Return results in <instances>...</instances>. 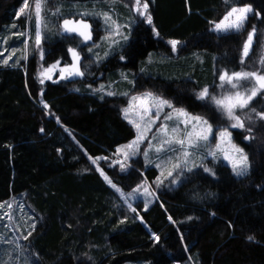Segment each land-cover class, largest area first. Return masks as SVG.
Segmentation results:
<instances>
[{
  "label": "trees",
  "instance_id": "16d2710c",
  "mask_svg": "<svg viewBox=\"0 0 264 264\" xmlns=\"http://www.w3.org/2000/svg\"><path fill=\"white\" fill-rule=\"evenodd\" d=\"M110 1L44 0V16L56 23L44 27L37 44L34 5L26 23V12L19 13L25 0H0L1 37L15 52L0 62L1 252L10 242L14 264H264V92L237 110L243 128H232L210 99L223 91L215 80L219 69L264 73V0H143L152 23L135 14L127 39L97 61L86 51L93 45L99 54L98 43L105 48L102 15L86 17L91 42L84 43L59 33L60 11H104ZM231 4L252 7L244 27L214 31ZM171 41L178 42L175 50ZM72 49L91 62L89 72L44 79L43 69L69 62ZM205 88L209 97L199 99ZM143 93L217 128L231 127L248 172L237 177L220 157L208 156L171 186L145 159L147 139L125 158L118 149L136 128L124 110L131 95ZM113 185L125 193L149 186L152 193L130 206ZM14 198L24 216L17 214L9 229Z\"/></svg>",
  "mask_w": 264,
  "mask_h": 264
},
{
  "label": "rangeland",
  "instance_id": "374dc122",
  "mask_svg": "<svg viewBox=\"0 0 264 264\" xmlns=\"http://www.w3.org/2000/svg\"><path fill=\"white\" fill-rule=\"evenodd\" d=\"M226 2H228L229 4L231 3L230 0H225ZM142 3H144L145 1L141 0ZM28 8H26L24 10V12H26V23H30V13H31V5H35V0H28ZM110 5L108 6L107 9H105L104 11L101 10H95V9H87V8H79L78 9H73V8H67L68 10H65L64 12H62V10L60 11L61 13V18L59 20V33L61 34H75L78 37H80V39L84 42V43H89L91 42V39H85L83 36L79 35V32H66L64 30V21L65 20H71L74 22L73 26H78L79 22H83L87 25H89V28L86 31H89L91 33V26L89 21L86 19L87 16L89 17H93L96 14H101L102 15V19H103V23L106 26V28L108 29L107 34L104 36L103 41L105 42V48L102 49V44L98 43V44H94L97 49V51H100L99 54H95V52H93V48L92 46L89 48L90 51H86V55L88 57H93L95 58V60H101L108 56L109 54H111L113 51L117 50L122 42H124V40L127 39V32L129 27L131 26V24L134 22V16L135 14H138V16H141L137 11H136V6L133 5L132 7H128L126 4H124L123 2L119 1V0H111ZM232 7H250L252 9V7L249 4H231L229 6V8L227 9V11L225 12V14L222 16L221 19H219L218 21L214 22L213 25L211 26V28L216 31V32H220L217 31L215 29V24L220 23L224 16L227 15V13L231 10ZM24 8V6H23ZM72 10V11H71ZM21 11L19 10V13ZM252 12V11H251ZM249 12L247 14V16L251 13ZM105 14L110 18L108 20L105 19ZM29 19V21H28ZM33 30H32V39L34 40L35 43H37L36 41V32L37 30H39L40 32V36L41 39L43 37V29L44 27H46L48 25V23H56L55 20L49 21L46 19V17L43 14V6L41 9V19L39 21V23L37 22L36 16H35V8L33 10ZM234 30V29H232ZM31 29L28 28L26 26V31L24 34V41L27 42V39L29 37V33H30ZM1 33L2 31H0V62H5L9 59L14 58V50H10L6 47V39L1 37ZM40 39V40H41ZM73 50V49H72ZM75 51V50H74ZM76 52V51H75ZM25 52V56H26ZM77 53V52H76ZM79 56V59L76 60L74 59L73 55H72V51H70L69 53V62H61L60 60H57L55 62H53L51 65H49L47 68L43 69L42 71V75L44 79L47 78H52V77H60V78H74V77H81L84 74H86V72H89V70L91 69V62H83V54L81 55V53H77ZM76 65V68H78L79 72L82 73L81 75H68V71L67 70H72V66ZM55 66V67H53ZM49 69H51V71H48ZM61 70H66L63 73L62 76V71ZM240 71H246V70H238L235 72H240ZM224 72H228L229 74H231L232 72L226 71L224 69H219L217 71H215L216 76H215V80L216 83L218 85V89L221 90V88L223 89L222 94L217 97L220 98L224 95L229 94V92H235L237 89H232L231 85L222 82L219 77L220 75H222ZM255 82L252 81L251 83L248 81H241L240 84L241 85H246L247 87H251L252 84H254ZM223 84V87H221V85ZM106 84L101 83L99 84L98 88L100 87H107L105 86ZM97 89V87L95 88ZM240 91H245L244 87H241L239 89ZM145 94L148 93H143V94H133L130 96L129 100H128V104L125 108V110H128L127 112V116L125 114V110H124V116L125 118H127V120L134 125V124H140L141 127L138 130L137 127L136 128V134L135 137L127 142L124 143L120 146V148L118 150H122L119 151L120 153L124 154L125 152H128V155H132V151L127 149L125 146L129 145L130 143H132L133 141L137 140V136H138V131L139 133H143L144 136H146L145 139H147V143L145 146V150L143 152V155L145 156V159H147L149 162H152L153 164L156 165V167L159 170V175L161 178L164 177H168L169 178V182L168 185H176L179 183L180 181V177L182 176L183 172L185 170H188L192 167H195L199 164V162L202 161L203 158L208 157V156H212V157H220L225 163H227L232 171L233 174L237 177H242L244 175H237L236 172L233 170L232 167V159H236L238 158V153H236L233 148L232 145H236V147H239L233 140V133L231 130V127H215L213 125H211L209 122V124L212 126V134L209 136L207 141H199L195 147H190L187 144L184 147H181L179 144H171V145H164V150L157 152L155 149L157 147H159L162 143V141L164 139H166V137H164L162 134H160L158 132V129L164 125L167 124L168 125V130H169V134L173 135L171 133V129L173 127H176L178 129V133L176 135H178L179 137H183L185 130H191V124L189 125H185L184 123H182V121L185 119L184 117H180L177 116V114L173 111L176 108H169L167 106H163L162 110H160L159 113V119L155 120V123L151 125V130L150 131H145V125L146 122L150 119V118H154L157 112V108L156 107H152L151 110V116H144V111L143 109L145 107H148L150 105H152L154 103V101L152 99H148V100H134V97L137 98H143L145 96ZM152 97H157L154 96L152 94ZM237 110L241 109H236V115L240 116V114H243L241 112H237ZM223 111V110H222ZM187 113V112H186ZM223 113L225 114V112L223 111ZM166 114H171L173 116V119L171 120H166L165 119V115ZM190 116H194L189 114ZM226 115V114H225ZM141 116H144V120H141ZM227 116V115H226ZM228 117V116H227ZM204 119V118H203ZM205 120V119H204ZM158 123V124H157ZM235 121L232 120V124H234ZM156 125V126H155ZM232 128H240V127H232ZM227 132L230 133V137L229 136H224L221 137L220 133L221 132ZM155 137V138H154ZM144 140V139H143ZM141 143V142H140ZM136 147V149H138L139 144ZM171 149V150H169ZM136 151V150H135ZM187 151L189 154L187 157L184 156V152ZM145 153H147L145 155ZM245 154V153H244ZM246 155V154H245ZM225 156L230 157V159H225ZM174 164H179L180 167L178 168H173ZM248 167H247V171L249 169V163L247 161ZM169 171H171V175H168ZM108 182V179L106 180ZM109 183V182H108ZM110 184V183H109ZM116 189H118L117 187H115ZM145 188L147 189V192H145ZM119 194L121 196V198L123 199V201L127 204L130 205L132 204V201L135 197L140 196V198H145L148 197L150 194V192L152 193V189L149 186H144L143 188H136L135 191L130 192V193H125L122 192L119 189ZM155 195V194H154ZM11 202L14 206L13 211L11 212V214H9V220L8 223L10 225L9 229L12 228L15 222V218L20 216H24V213L19 211V200L14 198V200L12 199ZM7 208L9 209L10 206L8 205ZM16 213L13 215V213ZM18 214V216H17ZM5 215V213L2 212V215L0 214V217H3ZM13 219V220H12ZM19 222V220H18ZM20 228V227H19ZM13 229V228H12ZM1 246V245H0ZM9 248H10V242H7V244H5V249L0 250V264H14V254L13 256L10 255L9 252ZM1 249V248H0ZM3 254V255H2ZM13 259H12V258ZM20 264H32L31 260L30 262H24V263H20Z\"/></svg>",
  "mask_w": 264,
  "mask_h": 264
},
{
  "label": "snow or ice",
  "instance_id": "6c2138e0",
  "mask_svg": "<svg viewBox=\"0 0 264 264\" xmlns=\"http://www.w3.org/2000/svg\"><path fill=\"white\" fill-rule=\"evenodd\" d=\"M44 0H35V16L37 19V22L39 23L41 19V9L43 6ZM135 6H136V11L141 15L145 16L147 13L148 9V3L144 2L142 3L141 0H135ZM28 8V3L27 0H25L24 8H21V13L24 12V10ZM252 9L250 7H232L231 10L227 13V15L224 16L223 20L220 23L215 24V29L220 32H227L229 30L235 29L239 31L244 27V24L248 18L247 14L251 12ZM105 19L108 20L110 19L106 14H105ZM147 22L149 24L152 23V17L151 15H146ZM74 22L71 20H65L64 21V30L66 32H79V35L83 36L85 39H91V33L89 31H86L89 28V25L79 22L78 26H73ZM255 36V28L253 27V30L249 32L247 41L244 44L243 48V56L247 57L250 47L252 45L253 37ZM41 39L40 32L37 30L36 32V41L37 44H39V41ZM173 50H175L177 41H171ZM72 51V55L74 59L78 60L79 56L74 50ZM243 62V60H242ZM7 63V61H5ZM261 63L264 64V59L261 60ZM55 67V66H53ZM48 71H51L49 69ZM62 71V76L64 71L66 70H61ZM68 75H81L82 73L79 72L78 68H76V65L74 64L72 66V70H67ZM219 79L231 85L232 89H237L235 92H229V94L224 95L220 98H217L216 96H211L210 99L216 104V106L223 110L225 114L228 116L229 119L234 120L235 123L232 124V127H244V123L241 120L240 116L236 115V109H245L248 107L250 101L258 94L261 92H264V73H260L258 71H240V72H232L229 74L228 72H224L222 75H220ZM241 81H248L252 82L254 81L255 83L252 84V86L249 88L246 85H241ZM223 87V84L221 85ZM241 87L245 88V91H240L239 89ZM111 94V93H110ZM209 97V91L207 88L203 89L199 94L198 98L199 99H205ZM134 100L140 99V100H148L152 99L154 103L148 107H145L143 109L144 111V116H151V110L152 107L157 108V112L154 118H150L145 125V131H150L151 130V125L155 123L156 119H159V113L160 110H162L163 106H167L169 108H172V105L169 103L167 100L160 99L159 97H152V94L148 93L145 94L143 98H137L134 97ZM177 116L184 117L185 119L182 121L185 125L191 124V130H185L183 137H179L176 135L178 133V129L176 127H173L171 129V133L173 135L169 134L168 130V125L164 124L162 125L159 129L158 132L162 134L166 139H164L159 147H157L155 150L157 152L163 151L164 150V145H171L173 143L179 144L181 147H184L186 144L190 147H195L196 144L203 140L207 141L209 136L212 134V126L208 123L207 120H204L202 117L199 116H190L188 113H186L183 109H174L173 110ZM128 110H125V114L127 116ZM261 119H264V113L259 114ZM144 116H141V120H144ZM166 120H171L173 119V116L171 114H166L165 115ZM131 122V121H130ZM135 127L139 130L141 125L140 124H134ZM221 137L224 136H229L230 133L221 132L220 133ZM146 136L143 135V133H139L138 131V136L137 140L133 141L129 145H126L125 147L129 150L132 151V154H135V149L138 146V143L142 142L143 139H145ZM155 138V137H154ZM233 150L238 153V158L232 159V167L233 170L236 172L237 175H244L246 174L247 171V161L248 157L247 155L244 154L243 149L236 147V145H232ZM171 150V149H169ZM122 151V150H118ZM128 152H125V158L128 156ZM147 153H145L146 155ZM188 152H184V156H188ZM225 159H230V157L225 156ZM122 167L124 165H121ZM180 167L179 164H174L173 168H178ZM205 171H211V169H205ZM171 171H169L168 175H171ZM107 180L108 178L105 177ZM108 182L111 184V181L108 180ZM115 187V185H113ZM119 191V189H117ZM145 192H147V189L145 188ZM150 194V193H149ZM30 235V233H29ZM27 239V237H25ZM158 239V238H157ZM249 239H253V237H249Z\"/></svg>",
  "mask_w": 264,
  "mask_h": 264
}]
</instances>
